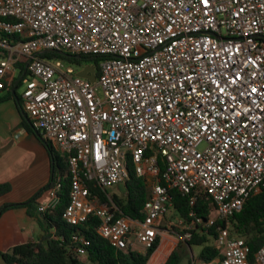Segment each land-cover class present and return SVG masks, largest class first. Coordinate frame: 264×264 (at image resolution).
Here are the masks:
<instances>
[{
  "label": "built area",
  "instance_id": "2783aa9c",
  "mask_svg": "<svg viewBox=\"0 0 264 264\" xmlns=\"http://www.w3.org/2000/svg\"><path fill=\"white\" fill-rule=\"evenodd\" d=\"M47 52L97 57L95 82ZM22 65V110L66 155V224L95 218L113 248L144 254L173 211L171 191L190 207L206 194L212 216L165 230L188 240L195 224L214 226L213 262L250 264L230 220L264 187V0H0V92ZM129 167L150 190L140 220L89 187L125 185ZM60 191L58 180L37 211L53 210Z\"/></svg>",
  "mask_w": 264,
  "mask_h": 264
},
{
  "label": "trees",
  "instance_id": "16d2710c",
  "mask_svg": "<svg viewBox=\"0 0 264 264\" xmlns=\"http://www.w3.org/2000/svg\"><path fill=\"white\" fill-rule=\"evenodd\" d=\"M19 40L20 37H14ZM41 57L47 59H62L79 63L85 61L92 63L96 68L99 62L97 57L79 56V58H66L54 52L42 53ZM24 65L21 66V72L13 81L11 89H4L0 92V104L9 100H15L17 109L22 120L27 118L21 106L20 96L16 89L12 91L18 81ZM32 126V125H31ZM35 135L43 144L50 159L51 178L48 186L31 200L21 204H6L0 208V212L15 208H25L27 215L35 218L38 227L43 235L36 242L17 245L7 252H0V264H148L150 258L157 250L160 238H157L155 244L146 250L144 254L137 253L130 249L119 250L113 248L107 240L101 238L97 229L99 221L95 218L77 226H70L62 220V213L69 204L70 178L66 158H62L58 151L46 140L42 138L40 132L32 127ZM129 169L128 179L125 182V194L123 196L113 194L111 200L119 207L124 216L132 220L143 218V209L149 199V187L146 179L138 178L134 175L131 167ZM163 165L161 164V170ZM59 180L61 191L59 204L50 212L39 213L38 199L45 190L55 185ZM90 191L96 194L102 203L108 204L107 189H100L89 185ZM11 191L8 183L0 184V198ZM173 198V213L176 218L182 219L185 224L196 222L197 219L207 220L214 213V205L206 194H201L193 207L189 205V197L179 193L176 190L171 191ZM193 213L194 217L189 214ZM264 187L260 192L250 197L242 211L236 214L230 220V234L233 237L241 238L249 248V262L254 263L256 253L261 248L264 238ZM172 233L180 238L183 233L173 228ZM191 237L188 240L178 239V244L170 253L164 264H179L186 257V250H192V247H200V252L195 258L187 257V264H209L219 258L217 250L213 246L215 237V227L207 229L195 224V229L190 231ZM83 238L88 245L83 249L84 255L77 253L79 246L78 239ZM77 239V240H76ZM186 252V254H185Z\"/></svg>",
  "mask_w": 264,
  "mask_h": 264
},
{
  "label": "crops",
  "instance_id": "0c3cea01",
  "mask_svg": "<svg viewBox=\"0 0 264 264\" xmlns=\"http://www.w3.org/2000/svg\"><path fill=\"white\" fill-rule=\"evenodd\" d=\"M50 178L49 155L35 135L29 118L22 120L15 100L1 103L0 184H10L11 191L0 198V208L6 204H21L31 200L48 186ZM46 192L47 190L41 193L39 205L46 199ZM42 235L36 219L29 217L25 208L0 212V252H7L17 245L36 242ZM163 239L168 249L157 260L152 256L149 262L159 264L175 249V237Z\"/></svg>",
  "mask_w": 264,
  "mask_h": 264
},
{
  "label": "rangeland",
  "instance_id": "374dc122",
  "mask_svg": "<svg viewBox=\"0 0 264 264\" xmlns=\"http://www.w3.org/2000/svg\"><path fill=\"white\" fill-rule=\"evenodd\" d=\"M65 61V63L69 64L71 67H73L74 70L76 71H80L81 69H84L85 67L87 66H93L92 63H88V62H85V61H81L79 62L78 64L75 63L74 61H66V60H63ZM16 76L18 77V72L15 73ZM24 90V86L23 85H19L16 89V93L18 96L21 95V93L23 92ZM200 148H203V146H201ZM59 155L62 157V158H66V155L60 151H58ZM113 194H116V195H120V196H123L125 194V186L124 185H118L116 187H113V188H110V189H107V195L108 196H112ZM174 219H176L173 211H170V213H168V215H166V217L162 220L161 222V228H162V232H161V235L159 238L161 237H166V238H176L174 240V242H176V245L178 244V238L175 236L174 233H172L171 231H166L165 229H167V225H168V222H172ZM162 238V240L160 241L159 243V246L157 248V250L155 251V253L152 255L153 257H155V259L157 260L158 256L159 255H162L165 253V251L168 249V245L166 243H164V239ZM201 248L200 247H192V250H189L187 249L185 254H186V257L184 259H182V261L179 263V264H187V257H193L195 258L196 255L200 252ZM166 261V260H165ZM165 261L159 263V264H164ZM148 264H154L153 262H149ZM195 264H198V263H195ZM200 264V263H199ZM212 264H217L216 262H213Z\"/></svg>",
  "mask_w": 264,
  "mask_h": 264
},
{
  "label": "water",
  "instance_id": "95a60500",
  "mask_svg": "<svg viewBox=\"0 0 264 264\" xmlns=\"http://www.w3.org/2000/svg\"><path fill=\"white\" fill-rule=\"evenodd\" d=\"M66 58H79V56H69V55H64ZM94 68L93 66H88L86 67L84 70L78 72V76L82 77V78H86L88 79L90 82L94 83L95 82V76L93 74ZM24 75V73L21 75V77L19 78V80L16 82V84L14 85L12 91L14 92V90L16 89V87L18 86L22 76Z\"/></svg>",
  "mask_w": 264,
  "mask_h": 264
}]
</instances>
